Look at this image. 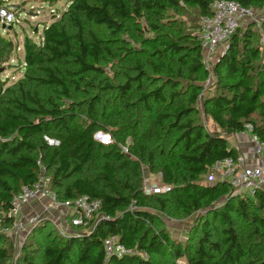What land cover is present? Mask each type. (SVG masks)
Wrapping results in <instances>:
<instances>
[{
    "label": "trees",
    "instance_id": "16d2710c",
    "mask_svg": "<svg viewBox=\"0 0 264 264\" xmlns=\"http://www.w3.org/2000/svg\"><path fill=\"white\" fill-rule=\"evenodd\" d=\"M213 1L69 0L39 41L25 39L23 76L9 85L2 70L15 45L0 22V226L12 225L14 197L38 183L42 167L60 200H101L87 230L54 235L42 220L31 235L44 239H30L34 248L18 259L0 229V264H264V188L234 195L229 183L203 179L217 161L239 155L228 137L247 124L264 141L257 24L237 30L209 70L199 19L192 33L180 18L209 14ZM234 1L258 11L264 26V0ZM116 122L118 141L132 136L131 157L95 139ZM143 165L170 189L146 194ZM165 213L194 218L187 241L163 226ZM112 236L131 252L108 256Z\"/></svg>",
    "mask_w": 264,
    "mask_h": 264
},
{
    "label": "built area",
    "instance_id": "2783aa9c",
    "mask_svg": "<svg viewBox=\"0 0 264 264\" xmlns=\"http://www.w3.org/2000/svg\"><path fill=\"white\" fill-rule=\"evenodd\" d=\"M256 18L253 8L245 7L234 0H214L211 4V12L199 17V26L196 31L197 38L201 44L204 57V64L210 70L217 61L221 53L226 52L230 47V39L240 28L242 23H246ZM0 19L5 25L13 24L17 20L14 8L0 3ZM221 47H223L221 49ZM246 129L251 133L252 125L247 124ZM255 143V153L259 157V162L248 165L243 155L226 157L217 161L208 174L210 182L219 180L227 182L233 189L234 195L245 193L253 194L257 190L264 188V141L256 135L251 134ZM46 141L51 146L60 145L57 138L45 136ZM41 177L34 187H24L23 190L14 197L9 216L12 219V227L15 232H24L28 228L33 229L43 219L40 215L24 217V209L31 201L48 198L45 204V212L50 208H65L69 225L66 230L69 232L64 236L77 233V227L87 230L92 218L98 214L101 208V200L88 195L79 196L73 200H60L56 193L50 188V178L45 175V168L42 167ZM167 192L170 186H166ZM159 192V191H158ZM53 224L56 222L50 219ZM104 249L108 256L121 257L131 252L122 244L117 237H108L104 241ZM179 264V263H178Z\"/></svg>",
    "mask_w": 264,
    "mask_h": 264
},
{
    "label": "rangeland",
    "instance_id": "374dc122",
    "mask_svg": "<svg viewBox=\"0 0 264 264\" xmlns=\"http://www.w3.org/2000/svg\"><path fill=\"white\" fill-rule=\"evenodd\" d=\"M69 0H5L6 5H13L14 10L17 15V20L13 22V24L6 25L3 27L2 25V35L13 41L15 45V50L11 57V62L4 64L6 67L5 70H2V76L5 79H8V85L20 79L23 76L24 68L22 66L24 59V42L27 37L39 41L43 36L44 28L56 20V16H60V14L66 9ZM256 18L254 20H250L246 23H242L238 32L244 31L248 26L256 25V29L258 31L259 38L256 43L260 45L261 53H262V62H264V26L262 24L263 19L259 16L258 11L255 10ZM55 18V19H54ZM186 21V25L192 26L190 30L192 33L195 32V25H197L198 19L193 14L185 15L180 17ZM195 26V27H194ZM250 26V27H251ZM257 44V45H258ZM137 48H141L140 45H136ZM223 47H221L222 49ZM211 70V68H210ZM213 80H206L203 85H205L204 94H211L213 89L209 87ZM200 109L203 116V107L200 104ZM206 127L209 130H216L215 125L208 119H203ZM118 126H110L104 125V128L95 134V139L105 144L106 146L118 145V148L121 149L124 155L131 157L130 155V145L133 143V139L131 135H126L125 141H118L116 138L115 132L117 129H120L122 123L116 122ZM132 128H128L127 133H131ZM143 173V190L146 194H154V193H163L164 189H167V185H164L162 174L160 172H152L146 166H142ZM209 174V173H208ZM205 182H210L208 176L203 178ZM216 182V181H214ZM217 182H220L217 180ZM159 191V192H158ZM250 195V193H245V196ZM48 198H44L42 200L31 201L28 206L24 209V217L28 218L31 215H40L43 220L46 222L50 221L51 217L56 219V224L49 226L51 232L54 235H66L69 230H66V227L69 225L67 214L63 211L65 208H50L45 212L44 207L48 202ZM33 206L36 207L33 209ZM42 207L43 210L38 207ZM29 209V210H27ZM64 209V210H63ZM205 214V212H202ZM163 226L167 228L169 233L177 242L184 243L188 240L190 232L193 230L194 218L193 217H174L169 213H165L162 218ZM45 222V223H46ZM46 225V224H45ZM0 229L3 233H6L13 242L15 243V251L14 256L18 259L25 251L31 250L34 246H29V240L41 242L44 238L42 234L31 235L33 229L28 228L24 232H15L12 226L10 227H2ZM45 235V234H44ZM27 243V244H26ZM39 258V257H38ZM171 257H167V260H171ZM40 263V262H39ZM179 264H184L183 260H178Z\"/></svg>",
    "mask_w": 264,
    "mask_h": 264
},
{
    "label": "crops",
    "instance_id": "0c3cea01",
    "mask_svg": "<svg viewBox=\"0 0 264 264\" xmlns=\"http://www.w3.org/2000/svg\"><path fill=\"white\" fill-rule=\"evenodd\" d=\"M228 140L230 144L235 147L238 154L244 156L246 163L248 165L256 164L257 162H259V157L255 153V143L252 140L250 132L244 131V132L232 134L231 136L228 137ZM35 208L36 207L33 206V209ZM38 208L43 210L41 206ZM63 212L67 214L66 210H64ZM51 219H53L56 222V219H54L53 217H51Z\"/></svg>",
    "mask_w": 264,
    "mask_h": 264
},
{
    "label": "water",
    "instance_id": "95a60500",
    "mask_svg": "<svg viewBox=\"0 0 264 264\" xmlns=\"http://www.w3.org/2000/svg\"><path fill=\"white\" fill-rule=\"evenodd\" d=\"M9 6H10V7H12V8H14V7H13V5H12V6H11V5H9ZM0 21H1V19H0ZM3 27L5 28V27H6V25H5V24H3Z\"/></svg>",
    "mask_w": 264,
    "mask_h": 264
}]
</instances>
